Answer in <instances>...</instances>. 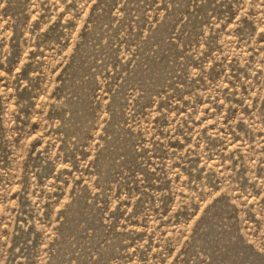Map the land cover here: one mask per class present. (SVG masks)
<instances>
[{"label": "rangeland", "instance_id": "rangeland-1", "mask_svg": "<svg viewBox=\"0 0 264 264\" xmlns=\"http://www.w3.org/2000/svg\"><path fill=\"white\" fill-rule=\"evenodd\" d=\"M0 264H264V0H0Z\"/></svg>", "mask_w": 264, "mask_h": 264}]
</instances>
